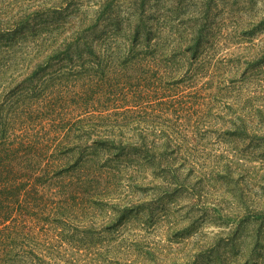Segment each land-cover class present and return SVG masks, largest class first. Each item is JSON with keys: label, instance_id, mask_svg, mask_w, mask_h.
I'll return each mask as SVG.
<instances>
[{"label": "trees", "instance_id": "16d2710c", "mask_svg": "<svg viewBox=\"0 0 264 264\" xmlns=\"http://www.w3.org/2000/svg\"><path fill=\"white\" fill-rule=\"evenodd\" d=\"M92 1L95 7L82 11L80 0H25L23 12H9L7 28L1 17L9 16L0 15V264H80L75 254H92L95 236L75 232L77 224L97 215L108 201L102 192L119 183L142 188L154 173L183 185L185 168L203 195L209 181L244 187L248 180L227 156L177 160L180 143L199 129L188 137L178 120L184 113L216 120L210 129L223 134L215 143L224 136L230 143L246 124L264 120V110L218 109L177 95L207 64L202 56L223 23L233 35L264 31V0ZM259 3L260 14L241 17ZM14 46L21 51L12 58L20 59L10 64L4 55ZM258 59L244 63L256 71ZM114 219L112 228L126 218ZM247 224L241 221L235 236L261 231Z\"/></svg>", "mask_w": 264, "mask_h": 264}, {"label": "rangeland", "instance_id": "374dc122", "mask_svg": "<svg viewBox=\"0 0 264 264\" xmlns=\"http://www.w3.org/2000/svg\"><path fill=\"white\" fill-rule=\"evenodd\" d=\"M94 7V1L80 0L79 9L82 11ZM11 10L23 12L25 0H0V15L9 16L1 17L7 22L4 28L9 27L12 20ZM261 10L259 3L248 14L240 15L247 19L249 14H260ZM223 24L218 29L220 35L214 34L210 42L212 46L209 45L202 56L207 64L178 85L181 91L177 98L204 101L209 106L213 102L218 109L224 103L264 110V31L249 36L252 28H241L233 35V27ZM19 49L14 46V52L5 54L4 59L10 60V64L19 62L20 55L12 58L18 51L20 54ZM234 59L241 62L235 60L232 63ZM244 59H258L262 63L256 71H251V63L247 66ZM188 118L191 113H184V118L178 120L182 132L190 137L193 127L199 129L189 142L180 143L177 160L181 162L187 157L191 162L192 158L209 153L211 156H227L239 163L236 172L246 174V185L213 186L209 181L203 195H198L192 188L197 179L188 176L184 168L180 173V178L186 181L183 185L156 180L153 173V178L148 176L145 181L148 186L142 185V188H131L133 186L126 183L112 186L109 192H102L108 201L102 203L101 210L93 211L98 214L77 224L75 232H89L95 236L91 241L92 254L86 256L85 250L75 254V258L81 259L80 264H264V156L262 159L255 157L261 152L264 154V120L246 124V132L237 134L230 143L232 139L224 136L223 141L216 144V136L223 134L220 127L210 129L216 120ZM228 126H231L229 120ZM237 155L241 160L235 158ZM176 166H180L178 162L174 164ZM132 208L135 210H130ZM121 217L126 219L117 223L116 218L120 220ZM112 218L117 223L115 228L110 227ZM244 219H249L247 226L250 229L259 227L261 231L235 236Z\"/></svg>", "mask_w": 264, "mask_h": 264}]
</instances>
